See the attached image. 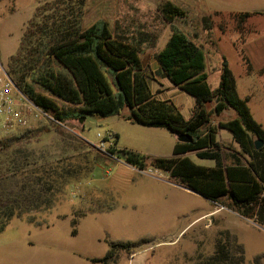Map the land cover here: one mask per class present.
I'll list each match as a JSON object with an SVG mask.
<instances>
[{
    "label": "rangeland",
    "instance_id": "1",
    "mask_svg": "<svg viewBox=\"0 0 264 264\" xmlns=\"http://www.w3.org/2000/svg\"><path fill=\"white\" fill-rule=\"evenodd\" d=\"M45 1L0 0V61L6 67L9 68L11 56L18 52L22 35L38 5ZM161 1L86 0L83 25L88 27L104 20L114 32L141 40L144 62L154 70L157 68L155 53L164 47L172 32L186 33L205 50L211 86H219L226 59L237 79L240 94L244 96L253 90L251 109L256 118L264 122V75H247L249 61L245 53V44L252 37L247 30L256 23L264 29V15H252L249 21L254 23L248 22V25L240 23L235 15L264 10V6L248 5L250 0H171L182 7L186 15L168 21L158 9ZM151 88L159 98L172 100L185 118L192 116L195 97L175 85L169 77L158 76L157 80L151 81ZM59 103L69 112L62 120V126L48 124L20 129L3 139L28 135L22 143L30 141L28 145L45 158L74 155L89 168L94 167V160L97 163L93 171L84 170L60 194L51 210L38 213L35 220L25 216L10 221L0 232V264H137L129 257L147 243L150 248L146 264H196L199 255H212L220 233L226 231L231 232L234 247H242L244 264H254L259 255H264V222L244 218L233 209L220 208V203L191 190L161 187L137 172L132 185L125 189L124 205L122 196L111 191L114 197L107 191L99 197L92 194L89 188L105 187L109 175L106 168L112 167L108 161L110 147L118 145V148L128 149L149 160L157 155H172L178 136L163 127L132 122L128 119L129 108L121 114L86 115L81 120L74 116L78 110L71 112L76 105L61 100ZM236 116L234 109H226L220 114L213 113L212 120L217 122ZM219 131V139L231 134L224 128ZM66 132L75 134L78 140ZM111 132L117 133L118 137L115 135L110 139L106 147H98ZM226 144L238 147L229 140ZM190 157L198 164H214L212 160L198 158L195 153H190ZM147 168L151 173L150 167ZM151 174L160 175L159 172ZM168 178L172 177L169 175ZM208 212L215 223L206 228L207 219L203 221L199 216ZM62 214L68 216L61 217ZM116 240L137 241L141 246L120 250L119 254L124 253L125 258L119 261L92 260L104 257Z\"/></svg>",
    "mask_w": 264,
    "mask_h": 264
},
{
    "label": "trees",
    "instance_id": "2",
    "mask_svg": "<svg viewBox=\"0 0 264 264\" xmlns=\"http://www.w3.org/2000/svg\"><path fill=\"white\" fill-rule=\"evenodd\" d=\"M85 4L86 0H47L38 5L18 52L9 61L17 85L59 120L69 113L60 106L61 100L76 105L71 112L78 110L74 116L81 120L86 115L121 114L129 108L128 119L134 123L163 127L177 136L190 135L191 141H177L172 156L147 160L125 148L112 146L108 151L140 169L149 166L167 172L204 197L264 222V145L260 149L255 145L257 139L264 141V127L254 117L248 100L240 96L228 61L224 59L220 84L213 88L203 46L186 33L174 30L165 46L155 53L154 70L144 62L141 40L114 32L104 20L85 27ZM158 9L168 21L186 15L171 0L161 1ZM255 13L264 11L239 12L236 17L241 23ZM261 73L264 75V68ZM158 76L169 77L195 97L190 118H185L172 100L159 98L153 92L151 81ZM209 102H215L212 110L207 108ZM226 109H234L237 116L213 123L212 114ZM219 128L230 131L239 147L221 143ZM66 133L78 140L75 134ZM26 137L0 141V232L14 218L35 220L38 213L54 208L60 194L84 170L93 171L97 163L94 160V167L89 168L74 155L45 158L28 145L30 141L22 143ZM192 151L199 158L214 160L215 165L196 163L187 155ZM73 224H77L76 219ZM232 238L230 231L221 232L212 255H199L196 264H244V251L241 246L234 247ZM132 246L140 245L112 242L104 257L92 260L116 261L120 250ZM262 261L264 255H259L254 264Z\"/></svg>",
    "mask_w": 264,
    "mask_h": 264
},
{
    "label": "crops",
    "instance_id": "3",
    "mask_svg": "<svg viewBox=\"0 0 264 264\" xmlns=\"http://www.w3.org/2000/svg\"><path fill=\"white\" fill-rule=\"evenodd\" d=\"M250 1H252V2L249 3L248 5L259 6V7L264 6V0H250ZM258 11H264V10H255V11H250V12H258ZM235 13L236 12H234V14ZM253 15H264V14L263 13H255ZM250 17H248L244 21L245 23H247V25H248V22L251 23V24L254 23V22L249 21V18ZM253 25H254L253 28H249L247 30V33L249 32L252 37L245 44V53H246V56L248 58L249 64L252 67L251 70H247V75L248 76L254 75V77L255 76L257 77L258 75H261V76L263 75L261 73V70L264 68V29L261 27V24L260 23H256V24H253ZM206 72H207V66H206ZM208 79H209V74H208ZM220 81H221V78H220ZM237 88H238V85H237ZM249 89H251V88H249ZM238 92H239V89H238ZM239 94H240V92H239ZM240 96L242 98H246L248 100V104L250 106L251 101L253 102L255 95H254L253 90L251 89L250 92L246 93L244 96H242L241 94H240ZM195 104H196V102H195ZM214 105H215V102H209V103H207V108L209 110H212L214 108ZM250 108H251V106H250ZM251 111H252V109H251ZM252 113H253V111H252ZM253 115H254V113H253ZM254 117L256 118L255 115H254ZM223 120H228V119H219V121H217V122L214 121L213 123L218 124L220 121H223ZM258 121L264 127V122L261 121V120H258ZM219 133H220V131L218 130V140L221 143L226 144V143H228V140H229V143H231L233 145H237V142L234 140V137H233L232 133L231 134L228 133V134L223 135V137H224L223 139H219ZM115 134H117V133H115ZM116 147H118V145ZM238 147H239V145H238ZM173 152H174V149H173ZM190 153H195L196 154L195 151H192V152H188L187 155L190 156ZM108 155H109L108 161L112 165V167L106 168V171H107V173L109 175L106 177V179H107L106 182H104L105 183V187L103 186L101 188V187L97 186L95 188L94 187L89 188L90 189V192L92 194H94V193L97 194V197H99V194H101V193H103L105 191H107V193L108 194H111V195H113L112 193H114L115 195L117 194V196L118 195H121L122 196V199H123V202L122 203L124 205L125 204V189L129 188L130 185H132V182L134 181V175L137 172L140 173L141 176L146 177L147 179H149V181H152V182H154L156 184H159L161 187L163 185H165L166 187L167 186L168 187L169 186L170 187H173L174 186V187L179 188V189H185L186 191L191 190L193 192L198 193L197 191H194L192 189L187 188L186 186H184L183 184L179 183L174 178H168L169 174L167 172L160 171L162 173L161 174L159 173L160 174L159 176L153 175L151 173L152 172H155V171H153L151 168H149L151 173H148L147 172V169L148 168L140 169L137 166H135L133 164H130V163H128V162H126V161H124V160H122V159L114 156L110 152H108ZM172 155H169V156H172ZM157 156H161V155H157ZM196 156H197V154H196ZM200 159H202V158H200ZM206 160H212V159H206ZM212 161H214V160H212ZM213 165H215V161H214V164H208L207 166H213ZM141 176H139V177H141ZM142 182H143V178H142ZM198 194H200V193H198ZM162 195H165V194H162ZM113 197H114V195H113ZM220 208L232 210V209L228 208L227 206H223V205ZM210 213L211 212H208L206 214H203V215L199 216V219L200 218H203L202 219L203 221L207 219V221L205 222V227L206 228H209L212 224L215 223V221H211V219H210ZM60 216L61 217H63V216L64 217H67L68 215L67 214H62ZM242 217H244V216H242ZM244 218H247V217H244ZM248 219H250V218H248ZM146 239H149V238H146ZM116 242H125V241H118V240H116ZM147 242H149V241H147ZM149 248L150 247H148V243H147V245H143L142 247H139V250L134 251L130 255V257H129L130 260H131V258H133L137 262V264H146L147 263V260L149 259V255H148V249ZM123 258H125V254L121 252L119 254V257H118L117 260L119 261L120 259L122 260Z\"/></svg>",
    "mask_w": 264,
    "mask_h": 264
},
{
    "label": "built area",
    "instance_id": "4",
    "mask_svg": "<svg viewBox=\"0 0 264 264\" xmlns=\"http://www.w3.org/2000/svg\"><path fill=\"white\" fill-rule=\"evenodd\" d=\"M61 122L53 113L32 100L17 85L10 69L0 61V140L20 129H33L48 124L62 126ZM114 138L115 134L109 133L98 147H106L107 142ZM153 171L162 173L159 170Z\"/></svg>",
    "mask_w": 264,
    "mask_h": 264
},
{
    "label": "water",
    "instance_id": "5",
    "mask_svg": "<svg viewBox=\"0 0 264 264\" xmlns=\"http://www.w3.org/2000/svg\"><path fill=\"white\" fill-rule=\"evenodd\" d=\"M178 140L187 142V141H191L192 137L188 134H182V135L178 136ZM255 145H256L257 149H260L263 147L264 141L262 139H257L255 141Z\"/></svg>",
    "mask_w": 264,
    "mask_h": 264
}]
</instances>
